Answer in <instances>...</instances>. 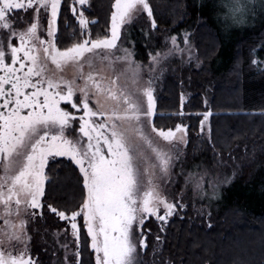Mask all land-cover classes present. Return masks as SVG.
<instances>
[{
  "label": "snow or ice",
  "instance_id": "6c2138e0",
  "mask_svg": "<svg viewBox=\"0 0 264 264\" xmlns=\"http://www.w3.org/2000/svg\"><path fill=\"white\" fill-rule=\"evenodd\" d=\"M250 2L219 0L215 5L221 9L216 14L217 22L225 27L230 22H246ZM76 5L80 6L79 11ZM85 5H90V0H74L71 5L82 38L61 48L58 17L62 0H0V214L5 217L4 228L0 229V264H37L30 254L31 237L26 226L28 217L36 215L34 210L43 208L41 198L48 179L45 169L50 158L67 157L82 174L85 194L77 210L69 213L47 205L60 220L70 224L77 264H81L82 243L78 217H83L85 239L90 238L95 264H136V229H140L139 245L146 247V220L155 217L163 225L178 207H185L170 201L162 192L159 179L169 173L173 154L170 148L152 140L144 122L147 120L151 131L172 147L177 141L187 144L188 125L177 123L175 128L167 129L156 126L151 75L156 65L176 53L182 55L188 50L191 58L189 37L185 34V48L179 46L176 35L166 38L171 41L170 47L155 54L150 52L151 64L143 65L133 59L130 49L118 42L124 26L138 13H147L152 28L157 27L149 0H114L110 26L95 39L90 25L98 21L89 20ZM21 9H34V14L25 27L17 28L10 14ZM251 11L254 14V5ZM42 14L47 17L46 29ZM65 27H69L67 21ZM44 31L47 39L42 35ZM72 35H76L75 30ZM118 50L121 55H116ZM49 61L55 71L50 72ZM97 61L112 68L117 61L126 62L133 69L130 79L135 89L121 84L119 75L106 77L96 70ZM68 66L74 69L71 79L62 75ZM142 68L147 69L149 78L140 86ZM106 101L112 104L106 105ZM62 102H67L70 108L62 106ZM208 115L204 113L205 120ZM205 120L201 121L202 126ZM134 138L154 153L155 161L147 162L143 170L141 159L148 161V158ZM196 188L203 190V176ZM16 244L21 245L18 250ZM62 247L67 252L70 245L64 243Z\"/></svg>",
  "mask_w": 264,
  "mask_h": 264
},
{
  "label": "trees",
  "instance_id": "16d2710c",
  "mask_svg": "<svg viewBox=\"0 0 264 264\" xmlns=\"http://www.w3.org/2000/svg\"><path fill=\"white\" fill-rule=\"evenodd\" d=\"M73 2L62 0L58 17L61 48L82 38L71 12ZM113 3L114 0H90V5L84 6L89 20L98 21L90 25L93 39L107 32ZM149 3L157 27L153 29L147 17H140L127 28L135 40H143L145 47L139 49L140 45H132L129 40L127 46H133L134 58L147 63L149 53L165 49L169 41L166 38L172 35L182 41L187 34L195 52V61L188 64L177 59L164 64V79L156 92V126L167 129L178 122L188 125L182 159L188 168L219 166L230 171L235 160H241V165L233 179L215 184L221 193L218 199L207 195L195 199L196 209L211 202L208 212L195 213L191 199L186 200L185 207H178L154 246H137L136 264H264V243L259 250L243 246L232 249L231 241L224 240L230 231L232 241L239 239L243 231L237 225L230 229L232 223L241 221L250 227L254 221L264 219V0L249 5L244 25L230 22L227 27L216 19L221 10L215 7L219 0ZM186 90L187 98L183 100ZM204 113H209L208 135L201 130ZM46 173L44 205L52 204L68 212L76 210L85 194L78 166L70 159L57 157L49 161ZM45 213L46 217L41 219L45 225L63 226V222L55 223L58 219L53 213ZM81 231V264H95L86 232L83 228ZM33 234L41 236L38 230ZM259 234L262 235L257 233L253 237ZM203 243H208L207 252ZM37 264L48 263L42 258ZM71 264H77V260Z\"/></svg>",
  "mask_w": 264,
  "mask_h": 264
},
{
  "label": "rangeland",
  "instance_id": "374dc122",
  "mask_svg": "<svg viewBox=\"0 0 264 264\" xmlns=\"http://www.w3.org/2000/svg\"><path fill=\"white\" fill-rule=\"evenodd\" d=\"M254 1H258V0H251L249 5L251 3H253ZM76 7H77V10L79 11L80 6L76 5ZM112 11H113V9H112ZM33 14H34V9H28L27 11L21 9V10H15V12L13 14H10V16L15 21L17 28H23L26 26L27 22H31ZM140 17H147L150 20V18L147 16V13L141 12V13L136 14L133 21L124 26L123 31H122L121 40L118 43H120L122 45V47H126L132 51L133 59L135 61L141 62L143 65H150L151 61H150L149 56H148L147 63L144 61L143 62L138 61L134 58L135 54H134V51L132 49L133 46L132 47L127 46V42L130 40L131 42H133L132 45H134V44L140 45L139 49L145 48L143 46V43H142L143 40H135L134 36L131 33L129 34V31L127 30V28L133 22H135L137 20L139 21ZM20 18H22V19H20ZM42 23L44 25V28L46 29L47 17L44 16L43 14H42ZM236 24L244 25L245 22L236 23ZM4 35H5V43H6V36L8 35L7 32H5ZM42 35L44 36L45 39L48 38L46 31L42 32ZM131 38H132V40H131ZM13 43L18 44V40L13 39ZM178 43H179V46L181 48H185L184 40H182V41L178 40ZM170 45H171V41L169 39L168 45L166 46V48L170 47ZM189 48L192 52L191 58H189L188 50H185V52L182 55L180 53H176L174 56H171L166 60H162L158 65L155 66L156 70L151 75V79H152V85L151 86L154 90L155 104H156V99H157L156 98V92H157L158 88L160 87L161 81L164 79V72H165L164 64L168 63V62H172V60H175V59L180 60V62H182L181 64H188L192 60L195 61V52H194L193 46L190 42H189ZM121 54L122 53L119 50L116 53V55H121ZM153 54H155V53H153ZM7 62H9V63L11 62L10 53L8 54ZM48 67H49L50 72L55 71V66L52 65L50 61H49ZM134 67L135 66H133V68ZM96 70L102 71L106 77H112V76L119 75L121 84H128V86L130 88H132L133 90L136 87L135 85H133L131 83V79H130L133 69H129L126 65V62L117 61L115 63V67L112 68V67L102 66L99 63V61H97ZM87 71H88V68L86 66L85 72H87ZM140 74L143 77V79H141L139 81V85L143 86L145 81L149 78V74H148L146 68H142L140 70ZM58 75H60V73H58ZM62 75L67 79H71L74 75L73 67H71V66L66 67L64 69ZM80 83L82 84L83 82L80 81ZM30 90L31 89H28V91H30ZM187 94H188L187 90L183 91V93H182V99L183 100H185L187 98ZM78 95H79V93H77V96ZM105 103H106V105H111L112 101H106ZM91 104L93 107L96 106L95 99L91 100ZM62 106H68L70 108V105H68L67 102H62ZM155 110H156V108H155ZM97 119H99V118H97ZM202 120H205L204 115L201 117V121ZM144 123H145V130L151 136L152 140L156 144L164 147L165 149L170 148L172 151L173 161H172V166H171L169 173L165 176L160 177L158 169L156 170L157 176L160 177L159 182L162 185V192H163V194H165L167 196V198L170 201H174L177 203L179 202L180 204H183L186 206V200L191 199L193 201L191 203V205L195 206V204H196L195 199L197 197H203V196L207 195L208 198L210 197L211 199H218L221 196L220 191L218 189H215V184H225L229 180L233 179V177L235 176V172L238 169V166L241 165V162H240L241 160H238V161L235 160L233 163L234 165L230 166L231 167L230 171H228L226 169V167L221 169V167H219V166L215 167L217 169L213 168L214 166L213 167H209V166L203 167L200 165L195 166L194 169L188 168L185 165H183L184 163L182 161V159L184 158L185 147L187 144H184L182 142L177 141V142H175V147H172V145L163 141L162 138H160L156 133H153L151 131V126L148 124L147 120H145ZM178 123H181V122H178ZM175 125L171 128H175ZM78 127H79V122H78V118H77L76 128L78 129ZM202 127H203L202 131H204V133L206 135H208L209 130H210L208 117H207V120H205V123L203 124ZM75 134L76 133H70V135H75ZM134 140L137 144H139L140 150H142L143 156L148 158V161H145L143 158L141 159L140 168H141V170H143V168L146 166L147 162H154L155 161L154 153L152 152L151 148H149L143 142L139 141L136 138H134ZM187 141H188V131H187ZM55 158H57V157H55ZM64 158H67V157H64ZM52 159H54V158H50L49 161ZM67 159H69V158H67ZM229 165H231V164H229ZM190 173H193L194 175L190 177L189 176ZM201 176H203V190L196 188V184L198 182V179ZM186 177L188 178L187 183L185 182ZM45 183H46V181H45ZM213 191H215V193H216L215 195H211V193ZM41 199H42L43 208H37L34 210L36 215L34 217H32V216L28 217V224L26 226L27 232L31 237V239L28 243V247L30 249V254L33 257V259L37 261V263L39 262V260H41L43 258L44 261H46L48 264L49 263L50 264H71L74 260H77V257H76L75 252H74V249L76 248V243H75V240L71 234L70 224L67 221L60 220L59 217L54 213L53 214L58 219V220H55V223L59 224V223L63 222V226H58L56 224H54V226H49V225H45L43 222H41V219H44V217H46V216H44V215H46L45 212L46 211L51 212L48 209V207L44 205L43 197ZM210 207H211V202H209V203L206 202L205 205H203V207H201L200 209H196V206L193 208H195V210H194L195 213L199 212L200 214H202V213L205 214L206 212H208V210H210ZM0 212H2V210H0ZM161 212H163V209L161 210ZM172 217L173 216L169 217L168 222L164 223L163 225H161V222L156 220L155 217H150L148 220H146L145 227H144V232L146 234L145 235L146 245H147L146 247L149 246V248H151L152 246H150V243H151V245L154 246L159 241V240H157V236H159L161 238V236H160L161 231H165L166 226L168 225V223L170 222ZM4 219H5V217L2 214H0V229L4 228ZM13 219H15V218L13 217ZM149 220H150V222H149ZM36 223L38 224V226L36 225ZM78 223L80 225L82 224L81 228H83V217L82 216L78 217ZM148 223H150V224H148ZM253 223L251 224L250 227L245 226L244 222H241V221L239 223H232V226L230 227V229L233 226L237 225V226H240L243 229V231L241 230L242 232H240L239 239H233V241L231 240V237H229L232 234L230 231V234L228 236H225L224 240L225 241L229 240V242L231 241L230 247L232 249L234 247L239 248V247L243 246V247L254 248V250H259L260 247H262V245L264 243V241H263L264 240V219L260 220L259 222L254 221ZM36 226L39 227L40 229H38ZM149 228L151 229L150 232L148 231ZM83 229L86 232V229L85 228H83ZM245 229H246V231H245ZM34 230H38L41 233V236L35 237V235L33 234ZM139 231H140V229L137 228L136 229L137 234L134 236V240H135L137 246H139V240L141 238L139 235ZM257 233H262V235L261 234H259V236L256 235V237L254 238L253 236ZM37 234H38V232H37ZM248 236H249V239H252V240H250L251 242L249 241V239L247 241ZM87 240H88V244L90 247V238H87ZM64 243H68L70 245L69 250L67 252L62 247V245ZM203 244L205 245L204 246L205 249H203V250L207 252L208 251V243L207 244L203 243ZM246 245H248V246H246ZM20 247H21V245L16 244L17 250ZM146 247H143V249ZM92 252H93V250H92ZM66 256H67V260L65 259ZM93 256L95 259L94 252H93ZM255 260H257V259H255Z\"/></svg>",
  "mask_w": 264,
  "mask_h": 264
}]
</instances>
